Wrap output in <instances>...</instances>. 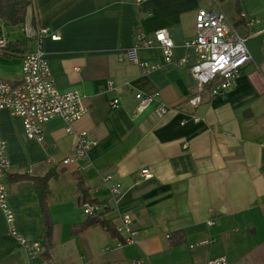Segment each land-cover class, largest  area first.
Masks as SVG:
<instances>
[{"label":"crops","instance_id":"0c3cea01","mask_svg":"<svg viewBox=\"0 0 264 264\" xmlns=\"http://www.w3.org/2000/svg\"><path fill=\"white\" fill-rule=\"evenodd\" d=\"M30 1L29 31L48 29L42 47L54 83L77 91L86 114L73 133L64 132L61 118L51 119L38 141L27 138L20 118L0 111L8 204L20 236L42 240L46 227L38 190L17 177L56 174L48 182L50 249L30 258L6 234L0 208V264H207L217 257L264 264V0H239L240 14L234 0ZM199 9L222 12L246 39L250 59L221 96L211 95L219 78L198 89L189 71L195 56L185 44L195 36ZM161 29L173 42V61H164L156 43L138 48V61L159 66L143 73L128 52L138 33ZM3 30L8 41L18 39ZM15 32L26 41L22 29ZM21 64V57L0 56V79L19 82ZM136 93L154 94L167 113L157 118L156 102L137 112ZM83 130L94 140L88 156L62 166ZM144 169L150 178L140 175ZM74 174L91 199L106 203L101 208H109L105 216L116 228L121 215L132 217L134 241L121 245L101 227L73 231L87 217Z\"/></svg>","mask_w":264,"mask_h":264},{"label":"built area","instance_id":"2783aa9c","mask_svg":"<svg viewBox=\"0 0 264 264\" xmlns=\"http://www.w3.org/2000/svg\"><path fill=\"white\" fill-rule=\"evenodd\" d=\"M23 33L26 36V52L22 55L21 79L17 83L0 79V111L6 109L11 116L20 118L25 135L29 139L43 141V124L54 118H61L64 122V132L73 133L76 124L86 114L82 97L77 91H60L52 78L50 67L42 47L43 38L48 34L46 27L38 28L30 32L27 22L23 25ZM58 38V36H54ZM137 42L133 50L128 52L131 60L138 64L143 73L156 70L158 65L148 62H140L135 57L138 48L151 47L158 44L162 50L164 61L171 63L173 42L165 29L153 32L152 36L138 33ZM245 37L238 34L226 21L224 14L218 10L199 9L195 15V36L185 46L192 50L195 56L194 64L189 68L192 78L198 89L205 84L219 80L211 88L212 96L225 94L239 76L242 68L249 61L250 55L246 48ZM34 41V46H31ZM8 43L7 37L0 34V56ZM185 59L179 60L181 64ZM107 88L112 89V81L107 82ZM136 111L142 112L148 106L156 102L155 116L162 118L168 108L156 100L154 94L136 93ZM199 98H193L189 102L196 105ZM119 105L118 99L109 101L111 108ZM195 122L197 118L193 119ZM94 145V140L87 131L76 133L74 152L61 160L62 166L76 164L85 159ZM6 143L0 134V208L4 213L7 223L6 234L17 239L21 247L30 258L38 257L43 249L40 239H26L20 236L15 227V219L8 204L7 174L10 162L7 157ZM143 178H150L151 174L144 169L140 174ZM112 195H118L117 188H111ZM95 208L90 204L83 205V213L90 215ZM121 223L117 227L118 233L126 234L125 243L134 241L133 219L129 214L120 217ZM212 224V222H211ZM122 245V244H121ZM224 257L211 259L207 264H226Z\"/></svg>","mask_w":264,"mask_h":264},{"label":"trees","instance_id":"16d2710c","mask_svg":"<svg viewBox=\"0 0 264 264\" xmlns=\"http://www.w3.org/2000/svg\"><path fill=\"white\" fill-rule=\"evenodd\" d=\"M219 3L225 0H215ZM31 6L30 0H0V34L3 33V28L19 30L23 28V25L26 20L27 11ZM234 8L237 14L241 13V9L239 6V0H234ZM32 25L35 27L36 22L35 19H31ZM27 44L25 40H9L4 52L3 56L7 58L11 57H22V55L26 52ZM56 174L49 172L46 176L37 178L30 176H18L17 178H27L32 180L34 187L39 192V202L41 213L45 220V235L43 236L41 242L44 249V252H47L51 247V229L52 223L50 221L49 212H48V197H49V189L48 182L54 177ZM74 178L77 181V192L81 194L83 197V204L87 203L92 205L95 209L90 215H87L86 219L79 226H75L73 231L79 232L84 229L93 228V227H101L107 231H109L110 235L113 238H117L120 244H125L124 239L119 235L117 228L115 227L113 221L111 219L106 218V214L109 211V208H101L102 206H106V203L99 202L97 200L91 199L87 194V188L80 181L79 176L74 174ZM43 252V253H44Z\"/></svg>","mask_w":264,"mask_h":264},{"label":"rangeland","instance_id":"374dc122","mask_svg":"<svg viewBox=\"0 0 264 264\" xmlns=\"http://www.w3.org/2000/svg\"><path fill=\"white\" fill-rule=\"evenodd\" d=\"M6 31L7 33H10L8 34L10 39H13V38L22 39L24 37L23 34L16 33L15 30L13 29H7Z\"/></svg>","mask_w":264,"mask_h":264}]
</instances>
